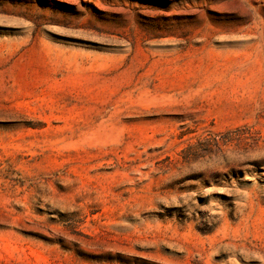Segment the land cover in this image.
<instances>
[{"label":"rangeland","instance_id":"1","mask_svg":"<svg viewBox=\"0 0 264 264\" xmlns=\"http://www.w3.org/2000/svg\"><path fill=\"white\" fill-rule=\"evenodd\" d=\"M0 264H264V0H0Z\"/></svg>","mask_w":264,"mask_h":264}]
</instances>
